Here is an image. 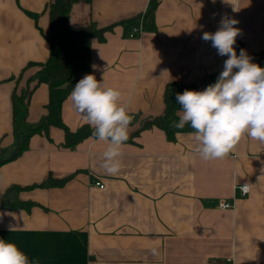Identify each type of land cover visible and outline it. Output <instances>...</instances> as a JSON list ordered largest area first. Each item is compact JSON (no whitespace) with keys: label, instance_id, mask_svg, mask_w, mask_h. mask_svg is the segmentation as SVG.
<instances>
[{"label":"crops","instance_id":"obj_1","mask_svg":"<svg viewBox=\"0 0 264 264\" xmlns=\"http://www.w3.org/2000/svg\"><path fill=\"white\" fill-rule=\"evenodd\" d=\"M149 1H79L68 19L112 27L102 42L91 41L89 73L122 92L134 117L129 136L163 114L167 84L202 85L205 75L223 70L227 57L202 39L222 18L238 21V55L264 49V0H155L152 29L139 23L138 33L127 31L121 22L142 15ZM48 3L0 0V195L11 185L27 187L18 197L31 203L28 211L0 210V238L39 264H264V143L247 136L226 158L205 161L189 133L168 141L163 131L146 129L125 142L123 167L110 175L102 167L105 142L86 138L64 148L63 131L51 127L10 160L18 143L11 94L16 80L24 86L38 69L29 64L48 57ZM67 97L61 118L74 131L86 123ZM47 99V86L38 85L28 124L43 115ZM48 176L66 182L29 187ZM245 183L249 192L241 196L237 187ZM221 201L232 208L220 209Z\"/></svg>","mask_w":264,"mask_h":264},{"label":"clouds","instance_id":"obj_2","mask_svg":"<svg viewBox=\"0 0 264 264\" xmlns=\"http://www.w3.org/2000/svg\"><path fill=\"white\" fill-rule=\"evenodd\" d=\"M233 10L238 11L235 7ZM237 23L224 17L215 32L203 33L202 39L210 41L219 56L227 57L216 82L203 90L186 89L176 94L180 111L173 126L193 130L189 135L196 142L195 151L205 161L226 158L244 136L264 143V68L244 49L237 54L234 45L241 33ZM122 96L119 89L106 86L104 78L97 80L89 73L67 97L74 111L93 129V137L108 145L102 154V167L110 175L118 174L123 167L121 150L134 119L127 104L121 103ZM241 190L247 191L248 184L241 185ZM151 252L158 255L155 247ZM0 264L39 261L30 260L17 244L0 238Z\"/></svg>","mask_w":264,"mask_h":264},{"label":"trees","instance_id":"obj_3","mask_svg":"<svg viewBox=\"0 0 264 264\" xmlns=\"http://www.w3.org/2000/svg\"><path fill=\"white\" fill-rule=\"evenodd\" d=\"M79 1L89 3L90 0H49L47 5L49 30L44 36L49 46L48 57L43 63L29 64V67L35 66L38 69L26 80L24 86H19L20 79L16 80L11 94L13 132L18 138V143L10 160L15 159L27 149L28 141L32 136L37 134L48 136L51 127L63 131L62 147L64 148L71 149L86 138H94L93 129L88 124H82L71 131L65 126L61 118L63 101L72 91L74 85L90 71L91 41L96 39L102 42L104 33L112 28L110 26L96 29L92 25H69L68 19L71 7ZM156 6L155 0H150L142 15L121 22V24L126 25L127 31H130L132 26H137L139 23H142V26L146 29H152L153 13ZM250 57L254 63L264 68V49L252 53ZM219 74L220 72H215L205 75L202 85L195 83L167 84L163 93V114L145 121L140 128L129 136L126 142H130L141 131L151 128L163 131L168 141H173L177 133H191L193 130L188 126L183 129H177L173 126L174 122L179 120L178 112L180 111V106L176 102V94L182 93L186 89L203 90L209 84L215 83ZM40 84H45L48 89V99L44 106V113L37 122L28 124L26 122V112L29 98ZM65 182L66 179L56 180L48 176L42 183L29 187H57ZM25 188L18 185L9 186L0 195V210L24 209L28 211L31 203L21 201L18 197L19 192Z\"/></svg>","mask_w":264,"mask_h":264},{"label":"built area","instance_id":"obj_4","mask_svg":"<svg viewBox=\"0 0 264 264\" xmlns=\"http://www.w3.org/2000/svg\"><path fill=\"white\" fill-rule=\"evenodd\" d=\"M130 32H131V33H138V32H139V27H137V26H132V27L130 28ZM95 186H97V187H99V188H103V185H101V184L98 183V182L95 183ZM237 188H238V190L240 191L241 196H245V195H247L248 192H249V188H248L247 191H242V190H241V186H238ZM232 206H233V205H232L231 203H227V202H224V201H221V202H219V204H218V207H219L220 209H229V208H232Z\"/></svg>","mask_w":264,"mask_h":264}]
</instances>
